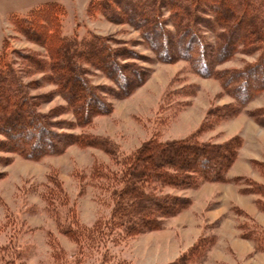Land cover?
Wrapping results in <instances>:
<instances>
[{"label": "rangeland", "instance_id": "obj_1", "mask_svg": "<svg viewBox=\"0 0 264 264\" xmlns=\"http://www.w3.org/2000/svg\"><path fill=\"white\" fill-rule=\"evenodd\" d=\"M38 1L47 0L4 2L0 20V52L5 51L17 70L23 91L46 129L60 137L57 153L29 159L21 151L26 149L24 142L9 146L0 134V240L21 249L14 264H99L103 254L109 264H169L197 243L202 251L190 258V264H264L259 239L264 233V86L258 87L259 82L253 86L264 72L258 46L238 43L220 60L219 55L206 54V62L197 63L195 56L173 52L178 38L168 11L159 18L158 28L166 31L169 42H161L156 37L159 31L145 34L131 13L122 15L112 7L103 13L95 7L106 0H49L61 7L62 41L77 44L95 39L110 50L109 55L100 54L101 64L86 54L71 58L77 84L61 80L56 85L55 75L48 69L41 73L34 65L48 68L55 52L53 41L45 44L40 30L41 41L27 40L7 19L11 13L26 17L33 5L41 4ZM202 16L214 22L209 14ZM202 36L216 46L207 29L202 28ZM247 91L240 102L238 95ZM86 102L90 107L84 115L80 108ZM186 138L229 145V152L218 155L231 159L223 179L164 189V194L188 204L165 219L160 229L110 239L105 249H84V256L78 258L77 245L61 235L64 212L57 193L65 195L67 216L77 226L106 218L110 198L101 192L99 184L104 181L94 172L118 171V161L152 139ZM105 142L115 155L105 153ZM52 187L57 188L54 199L47 194ZM247 234L252 237L246 239ZM53 242L62 263L52 258ZM4 253L0 251V256Z\"/></svg>", "mask_w": 264, "mask_h": 264}, {"label": "trees", "instance_id": "obj_2", "mask_svg": "<svg viewBox=\"0 0 264 264\" xmlns=\"http://www.w3.org/2000/svg\"><path fill=\"white\" fill-rule=\"evenodd\" d=\"M95 7L103 13L109 12L111 7L118 9L122 15L131 13L133 18L138 19L139 26L145 34L152 33L155 29L159 31L156 37L161 42L168 40L165 36L166 31L164 33L158 28L159 18L164 11H168L173 20L175 36L178 38V43L176 41L177 45L175 43L174 47L173 43L168 44L170 48L173 47V52H179L187 58L195 56L199 63L200 59L206 62V54L219 55L220 60L229 51L232 52L238 43L249 46L248 48L258 46L262 58L261 68H264V0H106L97 2ZM136 8L139 11L135 12ZM206 8L209 11H206ZM60 9L58 3L51 1L30 9L26 17L15 18L11 13L7 19L13 29L25 39L38 41L43 36L45 44L50 45L52 41L55 44V52L50 55L48 68L43 67L42 63H34L39 72L43 73L48 69L52 75H55L53 79L56 85H61V80L76 85L78 81L72 73L73 70L71 71L73 67L71 58L77 60L86 54L84 56H88V59L95 58L94 60L101 64L104 63V59L100 54L109 55L110 50L95 39L77 44L68 43L65 39L63 42L59 22ZM203 14H209L215 23L203 17ZM202 28L214 35L215 47L207 44L202 36ZM38 30L42 32V36ZM43 30H46L45 33ZM202 72L209 74L204 69ZM254 72L257 73V70ZM261 75L253 86L258 82V87L264 86V72ZM234 78L236 80L237 76L235 75ZM243 81L240 88L246 85L245 79ZM124 87L127 89L129 85ZM124 87L123 90H126ZM84 90L85 88L82 89V93L86 92ZM248 94L247 91L243 97L238 95V100L245 101ZM26 95L17 70L13 68V64L2 50L0 52V134L5 138L4 144L14 146L13 144L24 142L26 149L21 151L29 159L57 153L55 145L60 143V137L46 129L45 122L36 113ZM235 96L234 94V98ZM87 103L89 102L80 108L84 115L89 112L90 106ZM64 141L65 139L61 138V144ZM102 145L106 154L115 155V150L109 143L105 142ZM223 151L229 152V145L222 147L201 144L193 138L169 142L152 139L144 143L133 155L118 161V171L103 173L98 168L94 172L96 179L104 181L99 184L101 192L108 194L110 198L111 207L108 217H100L91 224L79 223L77 226L75 224L77 222L67 216L69 210H65L67 200L65 195L62 191L57 193L61 195V210L63 209L64 212L61 211V235L77 245L78 258H82L84 249L90 252L105 249V243L110 239L115 241L120 239V236H136L160 229L165 219L174 217L188 204L187 200L164 194L163 190L193 188L202 182L221 181L224 170L228 169L231 163L229 157L222 158ZM220 154L221 157H218ZM225 160H228V163ZM56 190V187L55 190L53 187L48 189L47 194L51 199L56 197ZM251 237L247 234L245 238ZM259 239L262 240L264 248V233ZM10 242L5 244L0 240V251L5 252L0 256V264H14L21 256V249L14 248ZM51 248L54 259L57 257L56 250H53L57 249L55 242ZM201 248L202 244L197 243L169 264H190V258L197 256L202 251ZM108 259L103 254L99 264H109ZM54 261L62 263L59 258Z\"/></svg>", "mask_w": 264, "mask_h": 264}, {"label": "crops", "instance_id": "obj_3", "mask_svg": "<svg viewBox=\"0 0 264 264\" xmlns=\"http://www.w3.org/2000/svg\"><path fill=\"white\" fill-rule=\"evenodd\" d=\"M9 1H12V0H0V20H1V18H2V11H5V9L3 10V5H2V3H4V2H9ZM45 3L46 2H51V1H49V0H47V1H44ZM44 2H40V1H38V3H44ZM9 4H5V6H8ZM33 7H34V5H33ZM32 7V8H33ZM7 15V14H6ZM5 14H4V16H3V19H4V17L6 16ZM1 22V21H0Z\"/></svg>", "mask_w": 264, "mask_h": 264}]
</instances>
